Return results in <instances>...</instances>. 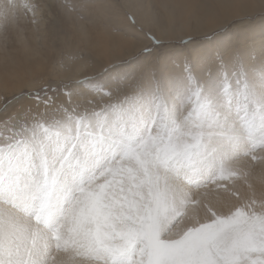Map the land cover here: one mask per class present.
<instances>
[{
    "label": "snow or ice",
    "instance_id": "6c2138e0",
    "mask_svg": "<svg viewBox=\"0 0 264 264\" xmlns=\"http://www.w3.org/2000/svg\"><path fill=\"white\" fill-rule=\"evenodd\" d=\"M90 7L0 0V38ZM227 30L145 33L66 100L37 78L0 131V264H264V24Z\"/></svg>",
    "mask_w": 264,
    "mask_h": 264
},
{
    "label": "bare ground",
    "instance_id": "6f19581e",
    "mask_svg": "<svg viewBox=\"0 0 264 264\" xmlns=\"http://www.w3.org/2000/svg\"><path fill=\"white\" fill-rule=\"evenodd\" d=\"M126 1L130 10L129 14L135 16L143 26L144 32H155L157 36H161L170 43H179L182 38L186 39L189 36L202 38L204 33L213 31L220 24H227L226 38L228 40L242 43L250 31H254L259 36L261 26L264 24V0ZM121 17L127 18L126 13H122ZM153 18H155V23L150 22ZM90 19L91 22L88 25L86 21H81L77 18L76 27L72 28L73 36H70L69 43H65L66 38L61 40L62 43H65V49L72 50V56L67 58L66 61L58 59L64 58L60 57L59 50L57 52L59 56L56 58L58 60L54 66L59 71L54 70V72H60V77L63 79H72L76 82L77 80H83L85 77H97L101 75L105 67L124 65V62L135 58L145 45H149V42L144 41L143 38H139L138 42L125 38L126 36L131 39L134 36L137 37V34H139L138 27L134 28L132 25H117L113 23L107 24L109 29L108 36L101 43L99 40L101 29L96 26L98 19L95 16L94 18L90 17ZM63 22H59V19L56 18L51 23V27L58 30L53 35H48L49 29H46L47 25L44 24L40 26L39 30L35 27L25 28L30 33L25 34L24 29L14 40L15 44L7 43L12 44V46L8 49V52H5V50L4 52L7 53L12 61L7 67H2V70L9 73L0 79L1 92L10 96L16 92H21L24 88H29L31 91L35 90L38 86V83H36L37 78L43 81L51 75L45 74L48 70L52 71L53 68L45 65L44 61H48L49 57L48 55H46L48 58L44 56V51L49 48V45L60 41L58 38L61 35L60 32L64 29L66 33L69 31L67 29L69 25L64 28ZM117 31L119 32L117 33ZM82 35L85 36V40L81 39ZM50 36L51 38L49 39ZM50 47L54 49L53 46ZM174 48L179 51L180 46H174ZM10 51H17L20 54L19 57H12ZM50 52H53L51 48ZM21 103L23 107H28L32 104V102L27 100H23ZM81 103H84V101L81 100ZM11 114L10 111L9 115Z\"/></svg>",
    "mask_w": 264,
    "mask_h": 264
},
{
    "label": "rangeland",
    "instance_id": "374dc122",
    "mask_svg": "<svg viewBox=\"0 0 264 264\" xmlns=\"http://www.w3.org/2000/svg\"><path fill=\"white\" fill-rule=\"evenodd\" d=\"M40 2H46V3H50V4H58V3H63L64 0H40ZM69 2L77 4V5H81V4L91 5V7L87 9L88 12H87V10L84 11L83 19H80V18L79 19L81 21H86L87 23L86 22L85 23L88 24V25L91 22V19L89 20L90 17L94 18V16H95L98 19L96 26L101 29L100 30V37H99V40H100L101 43L108 36L109 29L107 28V24L109 25V23H113V24H117V25L118 24L131 25L129 23L130 20L128 18L130 10L127 7V1L126 0H71V1L69 0ZM89 11H91V12H89ZM122 13H126L127 18L121 17ZM86 15H88L90 17H88ZM72 17H74V18L72 19ZM57 18L59 19V22H61V23L64 21L63 22L64 28H66L69 25L67 27V29L69 31H67V33H66V30L64 29L65 31L63 30L62 32H60L61 35H60V37L58 36L60 41H56L55 43H53V45H49L48 46L49 48L44 51V56L47 57L46 55H48V57H49L48 61H44V63L47 66H52L53 70L52 71L48 70V72L46 71L47 72V73H45L46 75L47 74H51V75L46 77V79L41 81V82L50 83L53 87H57L59 85L60 87L57 88V95L61 96L62 98H64L66 100V97H63V93L65 91H67L68 89H65L63 87V85L64 84H68L69 87H72L73 85H75L76 82L73 81L72 79H63V78H61L60 77V75H61L60 72H54V70L59 71L58 69L55 68L54 65H55V62L58 59H60L61 61H63V60L66 61L67 58L72 56V50H69L68 48L65 49L66 47H64V45H65V43L66 44L69 43L70 36H73V34H72L73 29L72 28L76 27L75 23H76V20H77L78 17L75 18V16H67V15H64V14H58ZM71 20H72V22H71ZM102 22H103V24H102ZM51 23H53V20H49L46 23V25H47L46 29H49L48 30V35H53L54 33L58 32L57 29H53L51 27ZM71 24H74L75 26L74 25L71 26ZM99 24H100V26H99ZM25 30H24L25 34L30 33L29 30H27V29H25ZM118 32L119 31H117V33ZM138 33L139 34L136 33L138 36L137 37L134 36L133 39L128 38L127 36L125 38L127 40H134V41H137V42L139 41V38H141V39L143 38L144 41H148L149 42L148 46H151V40H149V38L145 35V33H149V32L145 31V32L142 33V32L139 31ZM13 37H11L9 39L8 43H12L13 44L15 42L14 40H16L17 36H13ZM50 38H51V36L49 37V39ZM62 38H66L65 39L66 42L65 43L63 42L64 44L61 42ZM94 38H95V36H94ZM81 39L85 40V36L82 35ZM56 40H58V39H56ZM71 43L73 45V41ZM12 44H7V46H5L4 40L3 39L0 40V79L4 78L6 76V74L9 73V72H6V71L2 70V67H7L9 65V63L12 61L8 57L7 53H5V52H8V49L12 46ZM171 44L173 46H180V43H177V42H173ZM50 46H53L54 49L52 47H50ZM60 47H61V51H60ZM50 48H51V51L53 50V52H50ZM56 49H57V51H56ZM4 50H5V52H4ZM58 50H59V53L61 54L60 57H63L64 59L58 58V56H59V54L57 53ZM10 52H11L12 57H16L17 56V58H18L19 55H20L17 51H14V52L10 51ZM47 52H48V54H46ZM50 56H51V58H50ZM56 58H58V59L56 60ZM137 60L140 61V62L143 61V58L141 57V52L135 58L130 59V60L124 62L123 64L125 66L127 64H133V63L136 64ZM52 62H53V64H51ZM38 87H39V84H38L37 88L35 90H32V91L29 90V88H24L21 92H16L15 94L10 95V96L6 95V94H4L3 92L0 91V131H4V129H5V122L8 120L9 112L11 111V113L14 114L16 111H18L23 106L21 101H19L17 99L20 96L21 93H25V97H24L23 100H27L28 102H32V104L30 106H34L35 101L29 100L26 94L28 92H30V91L31 92H35L38 89ZM49 95H51V93H49ZM6 100L9 102L8 105H7V111L5 109V101ZM40 111L43 112L44 108L41 107Z\"/></svg>",
    "mask_w": 264,
    "mask_h": 264
}]
</instances>
